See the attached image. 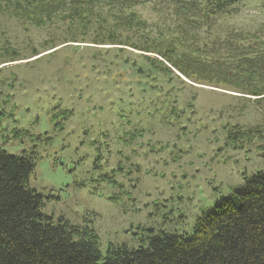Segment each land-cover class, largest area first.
I'll return each instance as SVG.
<instances>
[{"label": "rangeland", "instance_id": "rangeland-1", "mask_svg": "<svg viewBox=\"0 0 264 264\" xmlns=\"http://www.w3.org/2000/svg\"><path fill=\"white\" fill-rule=\"evenodd\" d=\"M149 1L136 8L144 34L173 49L181 69L154 51L81 43L45 20L0 12V148L17 155L36 146L30 184L43 212L92 228L102 254L159 230L190 232L243 178L264 171L262 141L251 136L264 126V95H253L258 81L246 64L264 62V0L190 32ZM144 57L170 73L150 71Z\"/></svg>", "mask_w": 264, "mask_h": 264}, {"label": "trees", "instance_id": "trees-1", "mask_svg": "<svg viewBox=\"0 0 264 264\" xmlns=\"http://www.w3.org/2000/svg\"><path fill=\"white\" fill-rule=\"evenodd\" d=\"M242 1L245 0L149 2L169 12L167 15L173 16L182 32H190L229 12ZM0 2L6 6L0 12L33 24L45 20L54 30L64 29L69 37L62 35L72 40L83 36L81 43L127 46L145 53L154 51L180 68L170 57L173 49L160 46L154 39L150 41L144 34L146 24L136 16V8L142 5V0ZM90 35L92 37L87 39ZM122 50L125 49H118ZM144 59L150 71L159 73L162 69L170 73L160 61ZM258 60L254 59L252 64ZM214 62L222 64L219 59ZM260 62L259 65L246 62L250 66L247 70H254L248 77L258 81L251 85L256 96L264 95V62ZM262 127L258 126L251 136L259 135L262 141L259 153L264 160ZM35 148L33 145L30 152L22 151L17 155L0 148V264H264V171L243 178L240 185L231 189L230 196L220 198L210 210L197 217L190 232L159 230L141 239L136 248L108 244L102 254L98 235L92 228L71 224L62 217L55 219L43 212L45 198L30 184L37 160ZM103 180L110 182L108 176Z\"/></svg>", "mask_w": 264, "mask_h": 264}]
</instances>
